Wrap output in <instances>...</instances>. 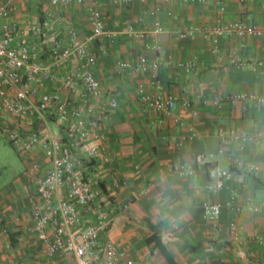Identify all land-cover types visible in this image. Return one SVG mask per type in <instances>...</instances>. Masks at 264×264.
<instances>
[{"label": "crops", "instance_id": "crops-1", "mask_svg": "<svg viewBox=\"0 0 264 264\" xmlns=\"http://www.w3.org/2000/svg\"><path fill=\"white\" fill-rule=\"evenodd\" d=\"M156 7L159 11L152 16ZM91 9L101 12L104 30L116 33L114 38L91 37ZM239 20L264 28V0H226L222 11L215 0H132L128 4L85 0L67 5L16 0L8 23L26 35L41 63L51 64L52 48L71 46L70 30L77 33L78 41H85L95 60L94 74L105 98L94 105L83 146L71 141L64 125L54 118L46 115L44 121L56 136L67 138L79 159L78 170L99 194L94 207L110 218L101 241L111 240L134 264H264V246L258 240L264 241V138L242 145L217 137L219 129L264 136V103L232 105L227 100L243 92L264 96V37H224L214 51L211 42L198 35L181 37L190 28ZM156 25L161 31H154ZM142 32L145 37L134 36ZM140 57L160 65L146 71L116 67L118 61L135 62ZM238 62L244 66L240 68ZM78 67V60L71 58L54 64L52 71L61 76ZM140 85L148 92L175 98L171 114L184 127L143 106ZM45 90L86 106L81 89L71 93L52 82ZM111 97L117 101L115 109L108 105ZM36 116L32 111L20 127L35 126L29 119ZM186 127L193 130L191 141L183 140ZM94 145L101 146L110 163L88 157L87 149ZM33 152L41 161L39 148ZM197 154L204 155L205 163L193 176L176 171L178 166H189ZM23 165L27 167L28 158ZM223 171L228 173L224 187L207 192L206 185L214 184ZM36 180L24 171L0 194V264H69L60 256L46 258L36 235L29 231ZM204 202L221 207L215 227L203 220ZM91 215L80 211L82 222ZM231 221L240 229L237 243L229 236ZM150 238L153 241L148 243Z\"/></svg>", "mask_w": 264, "mask_h": 264}, {"label": "built area", "instance_id": "built-area-1", "mask_svg": "<svg viewBox=\"0 0 264 264\" xmlns=\"http://www.w3.org/2000/svg\"><path fill=\"white\" fill-rule=\"evenodd\" d=\"M84 1L51 0V3L67 5L80 4ZM117 1L128 4L132 0ZM225 1L215 0L220 11L223 10ZM15 4L16 0H4L0 3V22H2L0 27V119L3 136L20 157L28 158L27 174L37 179L34 188L36 199L30 213L29 231L36 235L41 244L42 254L48 259L60 256L68 260L69 264H134L128 258L126 251L118 249L111 240L101 241L100 235L110 224V218L102 209L94 207L99 194L92 189L90 183L78 170L79 159L70 145L63 141V138L56 136L48 126L43 133L33 129L24 133L26 129L20 127L28 115L34 111L37 115L36 120L46 123L44 121L46 115L54 118L64 125L65 134L71 141L77 146H83L82 144L88 138V120L93 116L94 105L101 103L105 98L101 84L94 74L95 60L89 55L85 41H78L77 33L70 30L71 46L65 49L52 48L51 64L41 63L33 53L26 35H23L16 26L8 23L10 15L15 10ZM158 11L159 8L156 7L150 14L154 16ZM89 20L92 38L107 36L112 39L116 36V33L104 30L103 16L98 9L90 10ZM156 26L154 31H161V28ZM30 30L33 31L35 28L31 27ZM144 33L134 36L143 38ZM196 35L210 41L214 51L221 38L231 36L262 38L264 28L239 20L190 28L181 37L194 38ZM71 58H76L79 62V67L75 71L61 76L52 71L54 64L63 63ZM236 64L240 68L244 66L241 62ZM159 65V62L147 63L143 57L135 62L118 61L116 63L118 70L130 71H146L148 68L155 70ZM52 82H59L71 93L81 89L80 98L86 106L81 108L73 100L63 98L58 92H47L46 85ZM151 85L158 90L155 83ZM138 96L143 106L162 118H170L174 124L184 127L183 122L171 114L176 104L175 98L148 92L143 85L138 87ZM227 100L232 105L246 101L264 103V96L258 97L252 93L243 92L230 96ZM216 103L218 104L219 101ZM108 105L111 109H115L116 99L109 98ZM182 105L188 107L186 102ZM3 116L13 119V123L3 120ZM102 117L105 118V115ZM187 131L183 140L191 141L194 138L193 130L188 127ZM217 137L221 142L237 141L242 145L256 144L264 138L260 132L245 133L223 129L218 130ZM35 148H39L42 153L41 161L33 154ZM87 155L89 158H101L104 163H110L109 157L103 155L99 145L87 149ZM204 163V155L197 154L192 158L189 166H178L176 171L191 177ZM254 170L257 168L254 167ZM41 171L43 173L40 175ZM227 178V172L218 173L214 184L206 185V191L214 193L223 188ZM117 185L119 186L118 183ZM262 208L264 209V204ZM80 211L91 212V218L82 222ZM220 215V205L203 203L202 217L206 224L215 227ZM228 232L233 243L240 241V229L235 222L228 223ZM167 240L171 241L172 237L168 236ZM258 240L264 246V241L259 238Z\"/></svg>", "mask_w": 264, "mask_h": 264}, {"label": "rangeland", "instance_id": "rangeland-1", "mask_svg": "<svg viewBox=\"0 0 264 264\" xmlns=\"http://www.w3.org/2000/svg\"><path fill=\"white\" fill-rule=\"evenodd\" d=\"M2 119L10 122L13 120L6 116H3ZM31 120L34 121L36 125L31 126L32 124L30 123L27 125L25 124L26 130L24 133L27 131L29 132L30 129L43 133L45 128L50 126L47 123L36 120V117L29 119V122ZM23 159L24 158L20 157V155H18L17 152L7 143V139L3 136L0 130V194L9 185V183H12L16 178H19L24 171H27V167L24 168Z\"/></svg>", "mask_w": 264, "mask_h": 264}, {"label": "trees", "instance_id": "trees-1", "mask_svg": "<svg viewBox=\"0 0 264 264\" xmlns=\"http://www.w3.org/2000/svg\"><path fill=\"white\" fill-rule=\"evenodd\" d=\"M0 130H1V119H0ZM67 138H64L63 141H67L66 140ZM7 143L10 145V143L7 141ZM11 146V145H10ZM12 147V146H11ZM13 148V147H12ZM151 241H153V238H150L147 240L148 243H150ZM155 245L158 246L160 249H161V246H160V243H159V240H155Z\"/></svg>", "mask_w": 264, "mask_h": 264}]
</instances>
